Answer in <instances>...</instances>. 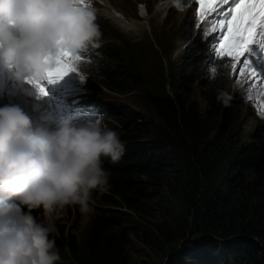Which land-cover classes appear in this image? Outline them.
I'll return each instance as SVG.
<instances>
[{"label":"trees","instance_id":"1","mask_svg":"<svg viewBox=\"0 0 264 264\" xmlns=\"http://www.w3.org/2000/svg\"><path fill=\"white\" fill-rule=\"evenodd\" d=\"M101 30L104 40L112 34L122 47H97L90 61L97 63L99 72L91 67V76L120 95L142 91L160 120L152 124L131 111L109 112V119L118 123L110 125L126 151L116 164L102 158L110 173L108 190L101 194L103 205L136 211L146 202L165 207L170 200L183 209L185 223L175 218L153 223L141 237L167 258L173 245L189 236L197 238L185 243L180 258L172 254L167 264H264V126L245 140L235 134L234 102L226 101L230 78L226 68L207 80L202 107L189 87L195 83L189 66L165 69L162 64L148 70L125 36L105 22ZM157 43L163 48L168 44L162 39ZM203 50L199 47L200 56H190L192 65L206 64ZM220 92L226 94L224 99H218ZM32 214L43 219L41 212ZM54 219L64 235L65 226H59L63 220L56 214ZM123 219L114 210L99 208L83 246L70 235L68 247L76 264H131V232L123 227ZM220 239H228L231 246L220 249Z\"/></svg>","mask_w":264,"mask_h":264},{"label":"clouds","instance_id":"2","mask_svg":"<svg viewBox=\"0 0 264 264\" xmlns=\"http://www.w3.org/2000/svg\"><path fill=\"white\" fill-rule=\"evenodd\" d=\"M93 2L0 0V69H7L11 84L26 83L27 94L39 103L37 128L22 107H0V264H60L53 214L58 218L68 205L88 212L92 193L109 187L102 158L116 164L125 154L118 133L100 119L106 114L111 121L105 98L79 90L71 73L55 83L47 80L62 53L82 57L84 64L94 57L88 50L101 46ZM214 35L205 38V47ZM203 54L207 59V48ZM1 88L9 86L0 82ZM38 209L42 220L32 214Z\"/></svg>","mask_w":264,"mask_h":264},{"label":"rangeland","instance_id":"3","mask_svg":"<svg viewBox=\"0 0 264 264\" xmlns=\"http://www.w3.org/2000/svg\"><path fill=\"white\" fill-rule=\"evenodd\" d=\"M89 1H94L93 4H95L93 8L96 10V23L99 25L100 22H105V25L110 28V30L117 31L125 36L129 44L133 45V47L139 51L140 64L146 69L150 70L155 67H160L162 64L165 69L171 66L174 67V64L176 66L181 64H183V66H189L195 82L194 85H189L194 92V100L198 102L200 106H206L203 100V94L207 80L212 78L210 68L214 66L216 62L210 58L211 44L205 47L207 42H205V37L203 35L205 29L209 30L208 37L212 33L207 22L208 20L202 23L198 20V3L196 0H181V7H177L176 4L172 3V0ZM109 14H112L111 17ZM99 29L105 32L101 30V27H99ZM111 36L108 34L106 40L100 39L99 45L109 44L116 48L122 47L121 42L117 41L116 37L112 34ZM177 36L179 38H177ZM157 39H162L165 43H168L167 46L164 48L160 47L157 43ZM199 47L201 49L207 48L208 57L206 59V64L192 65L189 58L191 55L198 54L197 57L200 56ZM96 50L97 49L94 50L93 47L88 50L87 54L91 52L94 53ZM186 52L187 54H185ZM183 55L188 56L187 59H184ZM169 58H171L174 63L169 61ZM80 65L83 79L79 71L70 72L78 79L79 90L105 98L110 104L111 111H113L114 108H117L116 110L121 109V112L131 111L132 113H137L142 116L144 122H150L152 124L160 123V120L146 101L142 91L136 90L124 95L110 92L102 87L100 85L101 83L99 84L91 77L93 74L91 67H95L93 69L94 72H99L95 64H90V61H87L84 64L80 62L79 66ZM226 71L229 73L230 70L226 69ZM7 72V69L3 67L0 69V82L9 86L8 90L3 88L0 89V107L5 105L20 106L30 116L34 123V116L39 112L38 101H33V95L27 94L30 90L26 83L23 86H21L18 81L11 84V79L8 78ZM220 73L221 67H219L217 71V74ZM226 96L227 105L234 102L233 106L236 113L234 132L238 137L241 136V138L245 140L252 136L259 128L264 126V118L258 115V102L245 99V95L236 84V78L233 75H230ZM100 119L103 125L116 131L114 126L110 124L117 125V122L109 121L106 114H103V117ZM34 126L37 128L38 125L34 123ZM101 194L102 193L98 191L92 193V198L89 201L90 210L88 212H82L79 205H68L65 206L64 209L59 210L60 214L58 218L63 220L59 226H65V230H61L64 232V235L59 234V229L57 230L56 227L57 222L53 214L51 223L54 224L56 229L53 235L56 236L57 247L60 249V256L64 264H76L69 251L68 237L75 234L79 244L83 246L86 243L87 230L99 208L105 211L114 210L118 212L119 215L123 216V220H125L123 227L131 232L130 247L128 249L131 264H167L169 261L168 258L172 254H177L180 258L179 253L183 249L182 247H184L185 243L197 242V238H192L191 236L186 237L184 241L171 247L173 250L169 252L170 256L167 258L160 252L145 245L141 241V237L145 231L152 229L153 223H159L174 218L180 223H185L187 218L184 216L183 209L177 207V204L170 200V204H167L165 207H160L159 204L157 205L153 202H146L141 205L142 209L136 211L129 210L126 207L113 208V206L103 205ZM37 212L43 213V210H33L32 213ZM219 242V248L222 250L231 246V244L229 245L230 241L228 239H220ZM188 247L190 248L191 246ZM195 250L198 251L196 248Z\"/></svg>","mask_w":264,"mask_h":264},{"label":"snow or ice","instance_id":"4","mask_svg":"<svg viewBox=\"0 0 264 264\" xmlns=\"http://www.w3.org/2000/svg\"><path fill=\"white\" fill-rule=\"evenodd\" d=\"M87 5L88 0H80ZM197 16L202 23L212 17L211 32L214 40L210 58L216 63L210 68L213 78L219 67L229 69L235 76L248 101H257L258 115L264 118V0H196ZM181 7L177 0H172ZM207 38L209 30L203 33ZM82 57L62 53L56 68L48 74V82L55 83L70 72L77 71ZM83 79V76L81 75ZM40 95H47L46 88L34 82Z\"/></svg>","mask_w":264,"mask_h":264},{"label":"bare ground","instance_id":"5","mask_svg":"<svg viewBox=\"0 0 264 264\" xmlns=\"http://www.w3.org/2000/svg\"><path fill=\"white\" fill-rule=\"evenodd\" d=\"M112 14H109V16L111 17ZM114 16V15H113ZM117 17V16H116ZM121 25V24H120ZM125 30V29H124Z\"/></svg>","mask_w":264,"mask_h":264}]
</instances>
